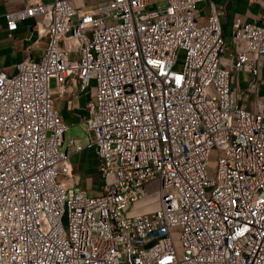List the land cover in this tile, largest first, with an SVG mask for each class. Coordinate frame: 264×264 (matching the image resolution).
Here are the masks:
<instances>
[{"label":"built area","instance_id":"built-area-1","mask_svg":"<svg viewBox=\"0 0 264 264\" xmlns=\"http://www.w3.org/2000/svg\"><path fill=\"white\" fill-rule=\"evenodd\" d=\"M198 1L25 0L4 13L9 31L32 17L47 41L0 71V264H264V25L235 20L227 52L220 12L210 2L200 23ZM89 89L96 195L73 178L55 105ZM150 187L154 206L129 210Z\"/></svg>","mask_w":264,"mask_h":264},{"label":"crops","instance_id":"crops-1","mask_svg":"<svg viewBox=\"0 0 264 264\" xmlns=\"http://www.w3.org/2000/svg\"><path fill=\"white\" fill-rule=\"evenodd\" d=\"M43 3L52 0H40ZM167 0H149L150 7L163 6ZM212 2L221 14V26L224 30L225 47L228 51L233 48L231 37L232 24L235 20L255 21L264 25V1L263 0H200L197 3L195 17L203 23L209 13V3ZM25 0H0V71L9 75L16 72L17 64L25 57L37 60L44 46L47 35L39 34L33 27L34 18L30 17L17 22V27L11 31L7 28L4 13L9 10L22 8ZM248 75L237 72L231 76L232 86L239 95L238 102L250 106L248 99L250 91L246 89L245 78ZM264 79V67L261 70L260 81ZM86 93L76 98L68 94L55 96L56 108L62 119L68 124L80 123L84 127V114L86 103L90 97H83ZM58 98H65V108L58 103ZM74 139V138H73ZM75 143V142H74ZM79 145V144H76ZM84 147L79 151L71 153L69 161L72 167L74 180L79 183L88 194L100 193L101 179L98 172V157L94 148Z\"/></svg>","mask_w":264,"mask_h":264},{"label":"rangeland","instance_id":"rangeland-1","mask_svg":"<svg viewBox=\"0 0 264 264\" xmlns=\"http://www.w3.org/2000/svg\"><path fill=\"white\" fill-rule=\"evenodd\" d=\"M183 55L184 54L182 51L179 52L177 63L174 66L175 69H179L181 67ZM54 86H55V80H54V78H51L50 79V87L53 88ZM92 94H93V91L91 89H89L83 97L84 98L90 97ZM259 94L264 96V79H262L260 81ZM58 103H59V105H61V107L63 109L65 108V98H58ZM84 130L85 129L82 126V124L73 123L65 131L63 143L60 146V149L63 152H66L67 156H70L71 153L73 152L72 149L67 147V144L71 138H74L75 144H79L80 146L84 147L83 150H86L85 147L87 148V145H88V136ZM215 166H216L215 156L211 155V157L208 161V168H209L210 174H212L214 172ZM150 191H151L150 195L153 196V189L151 187H150ZM151 198H153V197H151ZM154 201H155V198H153L150 202H147V203H150V204L153 203V205H154ZM145 205H146V202L145 203L139 202V203L135 204L133 207L130 206L129 210H132L133 208H134V210L142 209Z\"/></svg>","mask_w":264,"mask_h":264},{"label":"bare ground","instance_id":"bare-ground-1","mask_svg":"<svg viewBox=\"0 0 264 264\" xmlns=\"http://www.w3.org/2000/svg\"><path fill=\"white\" fill-rule=\"evenodd\" d=\"M151 197L154 198V196L149 195L148 197H146L144 200L141 201V203H145L146 202V205L143 208H152L154 206L153 203L152 204L147 203V202H150L153 199Z\"/></svg>","mask_w":264,"mask_h":264}]
</instances>
